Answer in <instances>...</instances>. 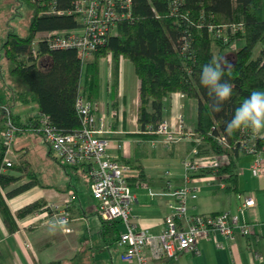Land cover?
<instances>
[{"label":"trees","instance_id":"1","mask_svg":"<svg viewBox=\"0 0 264 264\" xmlns=\"http://www.w3.org/2000/svg\"><path fill=\"white\" fill-rule=\"evenodd\" d=\"M32 9L28 30L25 34L9 31L1 43L4 56L11 62L10 74L21 80V89H15L12 95L22 102H35L40 112L46 113L50 120L63 131H76L81 128L80 118L75 109V97L81 86V77L85 75L84 89L91 99V87L98 85V60L110 56L113 70L118 68V58H128L140 80L139 101L137 105V123L140 133L154 136L146 131L148 124H157L163 119L166 98L173 91H180L187 97L197 99V122L194 136L209 146L213 152L226 151L230 163L218 172H227L231 182L236 181L234 157L244 149L239 139L249 136L251 128L241 127L228 134L226 123L233 117L236 108L253 91H264V0H182L178 12L170 11L168 0H133L132 19H122L116 23L105 44L94 51V59L88 60L82 74V61L72 48L48 49L42 41L37 43V55L31 52V42L39 31L52 29H71L79 25L76 14L69 13L75 0H25ZM51 6L61 9L62 13L45 12ZM203 19L214 23L242 21L244 31L236 38L244 42L232 53L221 51L229 42H222L207 30L205 25L196 26L190 20ZM183 31H189L191 56L181 54L178 40ZM221 64L227 61L230 70H225L224 80L233 84V92L223 103V110L214 111V100L208 95V89L201 85L202 67L213 60ZM0 96V103H4ZM10 108L11 105L8 104ZM1 115V111H0ZM13 118L22 125L16 115ZM0 123V132H1ZM28 122L22 130L29 128ZM245 131V132H243ZM246 133V134H243ZM225 135L228 145H221L215 136ZM256 149L264 148V132L255 137ZM51 151V150H50ZM207 152L206 149L199 153ZM4 144L0 133V167L3 163ZM75 166V165H72ZM11 169H24L29 182L18 185L6 192L11 196L16 192L38 183L36 174L20 161L7 166ZM137 167L140 164L137 163ZM85 176V169L83 170ZM20 178L8 172H0V185L5 188ZM47 210L41 198L25 204L14 213L21 217L37 209ZM0 212L8 229H14V216L0 192ZM104 225L118 229V220H103ZM35 264H62L60 259H51Z\"/></svg>","mask_w":264,"mask_h":264},{"label":"crops","instance_id":"2","mask_svg":"<svg viewBox=\"0 0 264 264\" xmlns=\"http://www.w3.org/2000/svg\"><path fill=\"white\" fill-rule=\"evenodd\" d=\"M94 59V52L82 63V74L88 60ZM107 72L103 74V63ZM85 75L81 77L83 94L88 98L84 89ZM140 80L135 73L132 62L123 56L118 58V68L113 70L110 56H102L98 60V85L91 87V101L97 105L94 110L97 120L104 115L107 131L105 135L110 140L107 153L129 167L125 170L128 184L134 194L130 205V213L137 228L147 227L151 232H159L164 225V216L169 208L172 187L181 185L185 180L183 160L191 155L195 145L199 150L209 146L204 142L192 139H178L170 145H165L163 135L146 136L140 133L137 123V105L139 101ZM14 99H17L13 96ZM34 113H27V119L22 122L21 115L13 112L24 126L26 122L33 125L39 109L35 102ZM7 103V102H6ZM197 99L187 97L180 91H173L165 100L163 119L176 128L177 120L182 118L185 129L194 130L197 122ZM28 129V128H26ZM264 130L257 132L262 135ZM14 149L20 154L15 163L24 161L31 168L27 157L28 147L19 146ZM49 153L53 154L48 149ZM199 152V151H198ZM254 154L239 150L234 157L236 181L231 182L227 176L205 180L200 174L191 172L192 182L200 186L198 195L187 199L188 212H215L228 210L238 213L239 218L254 224V232L242 234L235 231L234 237L217 235L222 246H217L213 238L200 239L199 251H181L176 258L167 259L169 264H264V174L253 175L249 163ZM56 159V158H55ZM137 163L140 167H137ZM73 172H83L85 164L70 166ZM2 172L20 175V178L0 192L14 216V229L10 231L0 212V264H35L51 259H60L62 264H138L136 260L125 261L121 258L123 246L117 240L125 224L121 219L116 223L117 230L104 225L95 212V198L88 191L91 200L80 199L77 187L72 183L63 182L60 185L41 183L32 184L11 196L6 192L12 188L29 182L26 171L22 168H4ZM67 172V171H66ZM227 173V172H219ZM87 179V178H86ZM88 180V179H87ZM170 182V184H168ZM68 188L74 189V194L68 210V223H56L52 218L43 223L38 220L31 223L29 217L37 209L24 216H17L14 211L27 203L41 198L44 204L63 206ZM240 194L241 196H237ZM251 195L254 204L239 210L244 196ZM69 227L70 230H66Z\"/></svg>","mask_w":264,"mask_h":264},{"label":"built area","instance_id":"3","mask_svg":"<svg viewBox=\"0 0 264 264\" xmlns=\"http://www.w3.org/2000/svg\"><path fill=\"white\" fill-rule=\"evenodd\" d=\"M133 0H75L69 13L76 14L79 25L71 29L43 30L36 33L31 42V52L37 55L38 41L44 42L48 49L72 48L78 58L84 63L100 45L114 33L116 23L122 19H132ZM170 11L178 12L182 0H168ZM45 12L62 13L61 9L51 6ZM196 26L205 25L215 38L222 42L232 43L237 33L244 31L242 21L214 23L203 19V15L196 20H190ZM192 36L189 31H183L178 40V50L183 55L191 56ZM75 109L80 118L81 128L76 131H63L56 126L44 112L36 115V120L28 129L40 132L48 143L56 160L62 165L85 164L86 178L92 196L95 198V212L103 220L121 219L125 224L120 231L118 244L123 246L120 254L125 261L136 260L138 264H169L167 259H174L181 251H199L198 243L203 238H213L217 246H222L217 235L234 237L235 231L242 234L254 232V224L239 218L238 213L228 210L215 212L189 213L187 199L198 195L200 186L192 182L191 172L200 174L205 180L217 176H227L218 170L230 163V155L226 151L200 154L198 146L191 148V155L183 160L185 168L184 183L174 186L168 192L171 201L168 212L164 216V225L159 232H151L147 227L137 228L131 217L130 205L134 201V194L128 184L125 170L129 167L107 153L110 140L105 135L107 128L104 115L95 117L97 105L88 99L79 89L75 97ZM1 139L4 144L3 163L0 172L16 161L20 155L13 147L15 135L22 130L17 124L13 112L6 103H0ZM176 128H171L166 119L157 124H148L146 131L163 135L165 145L178 139H194L200 142V137L194 136V131L185 129L182 118L176 121ZM245 132V131H243ZM246 134V133H243ZM257 132L239 139V143L248 152L254 154L249 163L253 175L264 174V148L256 149L255 137ZM221 145H228L225 135L215 136ZM170 184V182H168ZM0 185V189H1ZM74 189L68 188L63 206H49L42 212H34L29 217L31 223L41 220L47 223L51 218L60 224L68 223L70 213L68 206L72 200ZM237 196H241L238 194ZM254 204V198L244 196L239 210ZM37 220V221H36ZM63 222V223H62ZM70 230L69 227H65Z\"/></svg>","mask_w":264,"mask_h":264},{"label":"rangeland","instance_id":"4","mask_svg":"<svg viewBox=\"0 0 264 264\" xmlns=\"http://www.w3.org/2000/svg\"><path fill=\"white\" fill-rule=\"evenodd\" d=\"M32 9L25 0H0V96L4 103L11 105L12 112L21 115L22 122L27 119V113H34L35 104H22L13 98L12 92L21 89V80L10 74L11 62L4 56L1 43L9 31L25 34L28 30ZM244 42L243 38H236L223 48L222 53L229 54ZM103 74L107 72V65L103 63ZM27 146V157L31 168L36 172L41 183L60 185L72 181L77 187L80 199L91 200L88 191V180L82 172H73L71 167L66 171L53 154L49 153L48 143L43 135L32 129H23L15 135L13 147ZM37 221V220H36ZM36 223V222H35Z\"/></svg>","mask_w":264,"mask_h":264},{"label":"clouds","instance_id":"5","mask_svg":"<svg viewBox=\"0 0 264 264\" xmlns=\"http://www.w3.org/2000/svg\"><path fill=\"white\" fill-rule=\"evenodd\" d=\"M226 69H231L229 62L224 61L221 64L214 59L202 67L200 74V83L208 89V95L213 98L216 112L223 110V103L230 99L233 92V84L223 79ZM241 127L251 128L254 132L264 130V91H253L236 108L233 117L226 123L225 131L232 134Z\"/></svg>","mask_w":264,"mask_h":264}]
</instances>
